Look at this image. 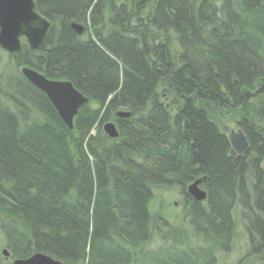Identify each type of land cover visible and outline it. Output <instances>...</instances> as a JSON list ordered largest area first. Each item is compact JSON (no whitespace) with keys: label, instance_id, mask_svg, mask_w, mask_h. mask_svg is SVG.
<instances>
[{"label":"trees","instance_id":"trees-1","mask_svg":"<svg viewBox=\"0 0 264 264\" xmlns=\"http://www.w3.org/2000/svg\"><path fill=\"white\" fill-rule=\"evenodd\" d=\"M34 2L49 21L44 42L0 49V232L11 255L0 264L34 252L62 264H231L241 241L232 264H264V93H242L264 83V0ZM22 64L88 98L71 131ZM226 114L249 140L244 156ZM198 177L204 201L185 192ZM166 184L182 195L176 224L152 212Z\"/></svg>","mask_w":264,"mask_h":264},{"label":"water","instance_id":"water-1","mask_svg":"<svg viewBox=\"0 0 264 264\" xmlns=\"http://www.w3.org/2000/svg\"><path fill=\"white\" fill-rule=\"evenodd\" d=\"M70 25L76 34H82L85 30L82 24L71 22ZM49 27L47 18L37 12L34 0H0V48L10 53L18 52L22 47V39H25L28 48L38 49L44 42ZM21 72L36 89L45 93L58 112L59 118L71 130L78 110L88 102L87 97L76 89L70 80L46 78L38 70H34L28 65L22 67ZM262 92H264V84H261L253 92L243 91L245 100ZM116 115L125 118L130 115V112L128 110L118 111ZM102 130L112 138L118 135L115 124L111 121L104 123ZM226 137H228L232 151L238 156L244 155L249 149L248 138L240 129L231 130ZM199 183V179H196L189 184L187 193L193 199L203 201L206 198V192L199 187ZM1 253L5 259H9V251L6 248L2 249ZM12 264H62V262L48 254L34 252L28 257L14 258Z\"/></svg>","mask_w":264,"mask_h":264},{"label":"rangeland","instance_id":"rangeland-1","mask_svg":"<svg viewBox=\"0 0 264 264\" xmlns=\"http://www.w3.org/2000/svg\"><path fill=\"white\" fill-rule=\"evenodd\" d=\"M24 41H26V40L22 39V44ZM21 48L19 51H21ZM0 49H3V48H0ZM3 50L6 51L5 49H3ZM6 52H8V51H6ZM8 53H10V52H8ZM13 53L16 54L17 52H13ZM1 68H2V64H0V70H1ZM248 100H246V101L248 102ZM118 111H124V110L123 109H117L115 114ZM225 117L226 118L224 121L227 122L225 124L226 134L229 133L231 130H234V129L239 130V128L235 124L234 117L231 118V115H229V114H226ZM109 121H111V120H104L102 125H104V123L109 122ZM153 194H154V200L152 202V208H153L152 212L158 211V212H156L157 213L156 215L160 216L161 220H162V218H165L167 221L171 222L172 224H176L180 220L178 217H181L183 214L182 204H180V201L182 200V195L179 193L178 188L176 186H172V185L169 186L166 184V185H162L161 188H159V189H155ZM241 231H242V229L239 228L238 233ZM3 240H4L3 235L0 232V256H2L4 258L5 256H3V254L1 253L2 249L6 248ZM156 243L157 242L154 240V241H152V243L146 242V244L144 246H147V244H148L149 247H152V246L156 245ZM239 245L240 246L238 249H236L233 253L229 254L230 257H229L228 263L232 264V263H234V261L239 259L240 256L241 257L245 256L244 254H246L247 249H246V246H244L245 245L244 242L241 241Z\"/></svg>","mask_w":264,"mask_h":264},{"label":"bare ground","instance_id":"bare-ground-1","mask_svg":"<svg viewBox=\"0 0 264 264\" xmlns=\"http://www.w3.org/2000/svg\"><path fill=\"white\" fill-rule=\"evenodd\" d=\"M26 44V42L24 41L23 42V44ZM22 44V45H23ZM27 45V44H26ZM9 54H12V53H9ZM25 65H27V64H25ZM24 64H22V65H20L19 66V70H20V72H21V68L22 67H24L25 66ZM32 68V67H31ZM34 69V68H33ZM34 70H37V69H34ZM40 73H42L40 70H38ZM21 74H22V72H21ZM46 78H49V79H55V78H50V77H48V76H46L44 73H42ZM22 76H23V74H22ZM23 78L25 79V80H27L24 76H23ZM59 79H61V78H59ZM63 80H66V79H63ZM28 81V80H27ZM31 85H32V83L30 82V81H28ZM73 84V83H72ZM34 86V85H33ZM74 86V85H73ZM35 87V86H34ZM38 89V88H37ZM39 90V89H38ZM79 90V89H78ZM79 91H81V90H79ZM82 93V92H81ZM83 94V93H82ZM44 95H45V93H44ZM84 95V94H83ZM46 96V95H45ZM85 96V95H84ZM86 97V96H85ZM46 98H47V96H46ZM48 99V98H47ZM87 100H88V98H87ZM113 122V121H112ZM114 124H115V129L118 131V128H117V126H116V123H115V121L113 122ZM225 123H227V122H225ZM221 124L223 125L224 124V119L221 121ZM66 125V124H65ZM67 126V125H66ZM68 128V127H67ZM73 128H74V126H73ZM72 128V129H73ZM101 128H102V126H101ZM71 129V130H72ZM68 130H70L69 128H68ZM70 130V131H71ZM91 133L93 134L94 133V129L91 131ZM105 134L110 138V139H113V140H115V138H117L118 137V135H119V131H118V135L115 137V138H112V137H110L106 132H105ZM236 154V153H235ZM237 155V154H236ZM238 156V155H237ZM196 179H199V181H200V183H199V185L201 184V178L200 177H198V178H194L193 179V181L194 180H196ZM193 181H191L190 183H193ZM188 186V185H187ZM187 186H186V189H185V192L187 193ZM201 186V185H200Z\"/></svg>","mask_w":264,"mask_h":264}]
</instances>
